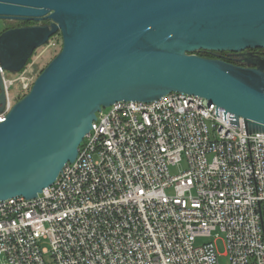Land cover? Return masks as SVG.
I'll use <instances>...</instances> for the list:
<instances>
[{
	"label": "built area",
	"instance_id": "built-area-1",
	"mask_svg": "<svg viewBox=\"0 0 264 264\" xmlns=\"http://www.w3.org/2000/svg\"><path fill=\"white\" fill-rule=\"evenodd\" d=\"M231 116L181 92L103 108L52 185L0 200V264H221L212 236L264 264V132Z\"/></svg>",
	"mask_w": 264,
	"mask_h": 264
},
{
	"label": "water",
	"instance_id": "water-1",
	"mask_svg": "<svg viewBox=\"0 0 264 264\" xmlns=\"http://www.w3.org/2000/svg\"><path fill=\"white\" fill-rule=\"evenodd\" d=\"M0 65L23 71L62 48L0 122V200L36 198L73 162L97 113L172 92L206 98L264 132V0H0ZM46 21L45 23H42ZM246 53V66L199 52ZM7 96L0 72V114Z\"/></svg>",
	"mask_w": 264,
	"mask_h": 264
},
{
	"label": "rangeland",
	"instance_id": "rangeland-1",
	"mask_svg": "<svg viewBox=\"0 0 264 264\" xmlns=\"http://www.w3.org/2000/svg\"><path fill=\"white\" fill-rule=\"evenodd\" d=\"M38 23V22H37ZM43 23V22H42ZM23 24V21H16V20H2L0 19V33L6 27H12L14 25ZM62 48V37L61 34H57L50 39V41L38 48L23 71L19 73H9L8 76L11 80L15 82L13 87L11 88L12 94V103L14 104L18 101L21 97H23L31 88L32 83L35 81L37 76L41 73V71L48 65V63L60 52ZM21 76L24 85H28L27 89H22L21 84L16 82L18 81ZM186 169V164L182 163V165L174 166L170 168V172L172 175L179 174L181 170ZM222 237V236H221ZM216 243V247L218 252L220 253V262L221 264H228L227 256H224L226 248L224 245L223 239H216V237H207V238H200V241L203 240H212ZM43 246H48V244H43Z\"/></svg>",
	"mask_w": 264,
	"mask_h": 264
},
{
	"label": "flooded vegetation",
	"instance_id": "flooded-vegetation-1",
	"mask_svg": "<svg viewBox=\"0 0 264 264\" xmlns=\"http://www.w3.org/2000/svg\"><path fill=\"white\" fill-rule=\"evenodd\" d=\"M207 54H209L213 58H221L227 62H231V63L237 64V65H243V66L247 65V63L245 61L246 56H247L246 53L238 54V53H230V52H222V53H220V52H216V53L208 52ZM254 55L264 57V50H260V49L255 50Z\"/></svg>",
	"mask_w": 264,
	"mask_h": 264
},
{
	"label": "trees",
	"instance_id": "trees-1",
	"mask_svg": "<svg viewBox=\"0 0 264 264\" xmlns=\"http://www.w3.org/2000/svg\"><path fill=\"white\" fill-rule=\"evenodd\" d=\"M46 21H44L43 23H45ZM37 22H35V21H23V24H18V25H14V26H12V27H16V26H22V25H29V24H36ZM7 28H11V26L10 27H6L5 29H7ZM260 50H264V49H260ZM208 52L207 51H204V52H199V54L200 55H202V56H206V57H211L209 54H207ZM29 62V61H28Z\"/></svg>",
	"mask_w": 264,
	"mask_h": 264
}]
</instances>
